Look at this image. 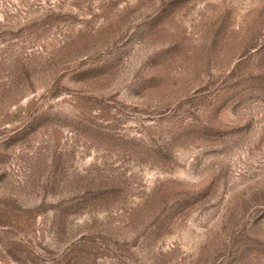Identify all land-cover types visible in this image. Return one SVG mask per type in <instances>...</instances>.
<instances>
[{
	"label": "rangeland",
	"instance_id": "obj_1",
	"mask_svg": "<svg viewBox=\"0 0 264 264\" xmlns=\"http://www.w3.org/2000/svg\"><path fill=\"white\" fill-rule=\"evenodd\" d=\"M0 264H264V0H0Z\"/></svg>",
	"mask_w": 264,
	"mask_h": 264
}]
</instances>
